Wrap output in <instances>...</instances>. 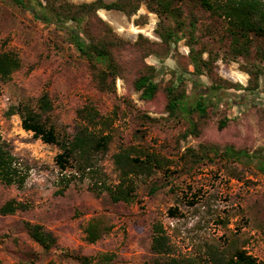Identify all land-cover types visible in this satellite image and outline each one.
Returning a JSON list of instances; mask_svg holds the SVG:
<instances>
[{
    "label": "rangeland",
    "instance_id": "1",
    "mask_svg": "<svg viewBox=\"0 0 264 264\" xmlns=\"http://www.w3.org/2000/svg\"><path fill=\"white\" fill-rule=\"evenodd\" d=\"M24 1L25 5L14 0H0V51L15 50L22 60L21 68L12 78L0 83V133L28 171L24 188L0 182V207L12 198L29 205L27 210L14 214L0 213V264H84L78 257L104 252L115 254V264H151V241L156 222L166 228L176 256L198 258L210 246L233 244L264 260V172L255 163L247 167L219 159L187 170L177 156L179 150L197 147L201 141L262 145V77L260 87L253 93L233 89L220 93L215 98V106L209 109L210 127L200 138L192 135L185 138L182 136L187 128L185 121L170 118L163 112V95L153 102L143 100L131 85L132 73L116 79L115 92L99 90L88 62L78 54L68 31L53 21L38 18L33 12L35 2ZM36 9L42 18L48 17L43 8ZM98 13L131 45L141 36L161 43L159 24L175 26L171 18L151 12L145 4L133 15L116 9H101ZM198 16L201 20L195 34L197 41H191L195 48L206 47L219 54L216 71L228 80L247 85L250 75L245 67L258 61L255 57L224 60V45L215 35L202 30L212 19L200 13ZM185 21L188 25L190 19ZM175 42L164 59L158 54L146 58L157 67V79L162 82L174 79L185 67L189 72L194 70L189 63L187 37ZM203 56L208 58L209 53ZM186 74L190 103L202 93H215L210 89L208 76ZM44 91L49 92L54 104L52 121L69 135L75 132L78 124L77 109L87 101H94L103 114L117 110L113 141L108 152L100 156V167L110 183L117 181L113 155L120 146L139 144L160 149L175 160L170 166L174 173L158 172L146 181L140 179L137 196L130 203H115L106 192L95 193L89 188V179L73 181L63 189L55 161L58 147L26 131L18 114L7 113L11 106L20 102L36 104ZM142 112L150 118L141 115ZM226 117L230 119L228 126L219 130V121ZM151 185L158 186L155 193L150 192ZM171 207H178L175 216L169 214ZM93 218L110 230L91 243L86 240L84 228ZM27 221L44 225L57 238L56 244L46 251L29 235Z\"/></svg>",
    "mask_w": 264,
    "mask_h": 264
},
{
    "label": "trees",
    "instance_id": "2",
    "mask_svg": "<svg viewBox=\"0 0 264 264\" xmlns=\"http://www.w3.org/2000/svg\"><path fill=\"white\" fill-rule=\"evenodd\" d=\"M14 1L25 5L24 0ZM30 1L35 2L33 12L38 18L53 21L68 31L69 39L78 54L88 62L93 81L99 90L115 92L116 79L125 78L132 73L131 85L143 100L153 102L163 95V112L170 118L185 121L187 128L182 134L185 138L189 135L200 138L210 127L209 109L215 106V98L220 93L232 89L253 93L260 87L261 77L264 89V0H92L82 3L68 0ZM142 4L151 12L161 17H169L175 23L174 27H164L162 22L159 24L161 43L151 42L141 36L131 45L98 13L101 9H116L133 15ZM36 8H43L46 11L43 12L44 15L47 14L48 17L42 18ZM199 13L212 19L202 30L209 35H215L224 45V60L255 57L258 61L257 64L245 67L250 75L247 85L228 80L216 71L215 62L219 54H214L206 47L195 48V34L200 29ZM186 18L190 19L188 25ZM181 37H187L189 41V63L193 65L194 70L189 72L185 67L174 79L162 82L157 79V67L147 62L146 58L151 54H158L164 59L170 53L172 43H176ZM205 52L209 53L208 58H204ZM21 66L22 60L18 52L0 51V83L9 81ZM186 73L196 77L208 76L211 80L210 89L215 93H202L196 101L190 103ZM53 107L49 92L44 91L36 104L20 102L11 106L7 113L18 114L26 131L32 132L35 138L58 147L55 161L59 167V180L63 189L69 187L73 181L89 179V188L95 193L106 192L115 203H130L137 196L140 179L146 181L158 172L169 175L174 173L170 166L175 160L160 149L139 144L120 146L113 155L117 181L110 183L108 175L100 167V156L108 152L113 141L117 110L103 114L94 101H87L77 109L78 124L75 132L69 135L65 129L60 130L52 121ZM141 115H145V112ZM229 121L227 117L222 118L218 129H225ZM177 156L178 160L184 162L187 170L205 161L219 159L225 163H240L245 166L255 163L258 169L264 172V143L252 147L234 142L201 141L197 147L188 146L182 151L179 150ZM27 178L28 171L0 133V182L7 186L17 185L24 188ZM157 190V185H151L150 192L155 193ZM28 208L27 203L12 198L1 205L0 213L14 214ZM177 212L178 207L169 208V214L172 216ZM25 226L32 239L46 251L56 244L57 238L44 225L27 221ZM109 230V226L94 218L84 228L86 240L91 243L99 240ZM151 251V264H264V260L233 244L225 247L210 246L203 256L198 258L176 256L171 237L160 222L153 225ZM78 259L84 264H115V254L112 252L97 256H80Z\"/></svg>",
    "mask_w": 264,
    "mask_h": 264
}]
</instances>
